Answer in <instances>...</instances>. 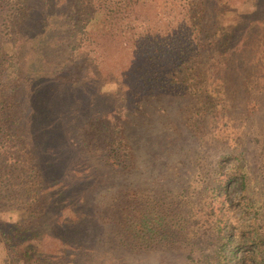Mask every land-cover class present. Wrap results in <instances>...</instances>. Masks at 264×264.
I'll return each instance as SVG.
<instances>
[{
    "label": "rangeland",
    "instance_id": "1",
    "mask_svg": "<svg viewBox=\"0 0 264 264\" xmlns=\"http://www.w3.org/2000/svg\"><path fill=\"white\" fill-rule=\"evenodd\" d=\"M55 1L63 0H30V17L25 29L18 27L14 54L9 55L3 74L19 85L24 121L33 131L46 123L42 119L51 116L56 125L51 133L59 139L70 136L81 164L93 168L92 173L103 183V188L97 191V187L92 193L101 226L94 240L86 239L83 244L88 247V263L264 264V68L256 61L253 48L248 46L223 57L225 65L213 76V80H228L231 103L225 108L229 110L221 113L219 108L216 115L207 110L191 120L199 97L148 91L140 79L143 62L131 52L111 53L102 67H94L92 76L76 85L58 80L59 74L73 81L77 71H88L89 66L82 61L85 56L77 54L72 23L66 20L68 11L63 5L53 6ZM225 1L210 0L206 28L229 25L236 15L250 14L257 6L260 11L249 18L257 22L258 29L249 33L256 41L264 35V0ZM66 2L69 5L71 0ZM5 16L8 21L13 18ZM42 28L52 32L47 40H63V49L47 50L52 65L48 64L51 59L34 50V40ZM10 47L6 45L8 50ZM32 55L39 56L37 63L56 77L55 82L48 76L50 83L36 86L38 76L34 75L42 74L41 69L36 71L39 65L32 66ZM204 58L212 64L221 57L208 52ZM21 64L26 69L23 73ZM118 129H122L134 155V163L127 170L110 167L102 159V147ZM35 134L38 143L44 141L42 134ZM242 174L246 177L244 187ZM209 186L218 191L209 198V205L222 217L225 246L218 244L209 251L192 246L132 251L121 245L116 231L122 198L142 192L175 196L186 203L198 199ZM0 216L18 223L26 220L25 211L12 207H0ZM54 221L53 215H48L42 228L49 231ZM42 245L51 251L60 248L59 241L50 237ZM11 259V251L0 241V264H17Z\"/></svg>",
    "mask_w": 264,
    "mask_h": 264
},
{
    "label": "trees",
    "instance_id": "2",
    "mask_svg": "<svg viewBox=\"0 0 264 264\" xmlns=\"http://www.w3.org/2000/svg\"><path fill=\"white\" fill-rule=\"evenodd\" d=\"M66 1H55L53 6L63 5L68 11L66 20L72 23L77 54L85 56L82 61L89 66L88 71H77L73 81L70 76L57 75L70 86L92 76L94 67H102L111 53L131 52L143 62L140 79L148 91L199 97L190 116L195 120L207 110L216 115L219 108L221 113L230 108H225L231 103L228 80H213L225 65L223 57L250 46L264 68V35L256 41L249 33L258 29L257 22L249 18L260 11L257 6L250 14L236 15L229 25L206 28L210 0H71L69 5ZM230 1L238 0L225 2ZM31 10L30 0H0V207L26 213L22 223L0 216V241L17 264H89L88 247L83 244L86 239L94 240L100 230L92 193L97 187V191L103 188V183L92 173L93 168L81 164L70 136L59 139L51 133L52 127L56 128L51 116L42 119L46 123L33 131L24 121L19 85L6 80L3 74L9 55L14 54L18 27L25 29ZM5 15L13 18L8 21ZM43 29L34 40V50L50 60L47 50L63 49V40H47L45 37L52 32ZM208 52L221 58L211 64L204 58ZM39 56L30 59L32 66L39 65L36 71L41 69L42 75H34L38 76L36 86L50 83L48 76L55 82L56 77L37 63ZM24 58L28 62V57ZM52 60L48 64L52 65ZM21 69L22 73L26 70L23 64ZM35 132L42 134L44 141L38 143ZM126 141L122 129L106 141L102 159L107 165L121 170L133 165L134 155ZM245 179L244 174L240 175L243 187ZM207 189L198 199L186 203L175 196L142 192L122 198L116 231L121 245L132 251L188 246L209 251L218 244L225 246L222 217L209 205V198L218 191L214 186ZM50 214L55 221L48 231L42 227ZM49 237L59 241L57 251L43 247V240Z\"/></svg>",
    "mask_w": 264,
    "mask_h": 264
}]
</instances>
